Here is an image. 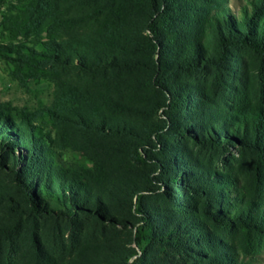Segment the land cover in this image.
Masks as SVG:
<instances>
[{
	"label": "trees",
	"instance_id": "obj_1",
	"mask_svg": "<svg viewBox=\"0 0 264 264\" xmlns=\"http://www.w3.org/2000/svg\"><path fill=\"white\" fill-rule=\"evenodd\" d=\"M9 1L3 29L11 39L32 37L33 46L0 44V56L12 61L13 78H46L55 85L51 105L32 117L42 114L100 136L135 139L136 126L121 117L144 110L138 107L143 92L163 98V105L154 102L166 108L165 117L159 115L163 125L149 138L163 147L162 186L169 182L173 192L177 188L192 201V192L200 197L179 207L183 216L167 210L166 230L154 227L155 217L139 209L144 225L136 230L135 243L142 248L158 239L181 252L194 249L190 264H251L224 236L240 232L245 254L252 252V238L264 240V0H248L240 17L231 15L226 0ZM202 74L212 80L200 81ZM16 111L0 99V165L12 159L9 166L25 181L32 214L49 216L51 209L40 198L46 194L66 216L76 215L74 198L79 189L86 191L79 175L65 169L29 115L26 136L13 129ZM167 126L199 147H237L239 159L250 162L252 186L240 187L229 166L221 174L195 161L187 144L178 149L183 139L167 146L162 139ZM134 150L148 153L145 147ZM79 208L91 212L83 204Z\"/></svg>",
	"mask_w": 264,
	"mask_h": 264
},
{
	"label": "rangeland",
	"instance_id": "obj_2",
	"mask_svg": "<svg viewBox=\"0 0 264 264\" xmlns=\"http://www.w3.org/2000/svg\"><path fill=\"white\" fill-rule=\"evenodd\" d=\"M247 3L248 0L225 1L231 15L235 17L241 16ZM9 8H12L9 0L0 5V44L19 43L32 47V37L11 39L8 31L3 29V16ZM13 68L9 58L0 56V99L17 108L13 129L26 136L28 122L24 118L29 115L33 126L39 127V134L62 157L65 169L79 175L86 191H77L78 197L74 198L77 212L74 216H66L64 212L67 210L46 194L40 198L49 205V216L34 215L30 212L26 199L28 194L25 181L13 174V169L9 166L13 165L12 159L3 162V166L0 165V264H129L134 260L138 264L192 263L194 249L181 252L170 246L167 240L158 239L142 248L135 243L136 230L144 225L143 213L139 209L146 211L152 219L155 217L154 227L166 230L170 216L164 218L163 215L168 213L167 210L183 216L178 211L179 207L183 204L191 205L200 197L192 192V201L188 196L182 197L177 188L173 192L168 179V184L162 186L161 182L166 174L158 167L163 153L159 148L163 147L149 138L154 133L152 131L163 125L161 117H165L162 114L166 108L159 109L154 103L157 100L163 105V98L158 99L149 91L143 92L138 107H144V110L133 118L127 115L121 117L122 121L131 123L133 128L136 126L138 138L117 137L113 134L100 136L73 123L53 122L42 114L38 118L32 117L37 110L51 105L55 85L46 78H26L20 81L11 76ZM70 77L74 80L75 75ZM199 78L202 79L200 81L212 80L206 74ZM216 101L225 108L224 100ZM162 139L167 146L183 139V143L179 142L178 149L185 148L187 144L194 160L203 163L207 169L226 174L233 168L236 177H239L240 187L248 188L252 184L250 162L239 159L237 147L229 150L222 147H199L193 145L186 136L173 134L169 126ZM144 147L148 148V153L137 155L134 149L144 151ZM14 150L17 154L22 151L21 147ZM187 160L192 161L190 158ZM177 171L180 170H174L176 173ZM85 193L87 200L83 196ZM81 204L91 212L82 214V209L79 208ZM34 238H37L36 242ZM225 239L234 245L240 259L247 256L246 260L251 264H264V240L258 242L256 238H252V252L250 250L245 254L240 246V232L226 234ZM196 259L202 261L203 257L198 256Z\"/></svg>",
	"mask_w": 264,
	"mask_h": 264
}]
</instances>
